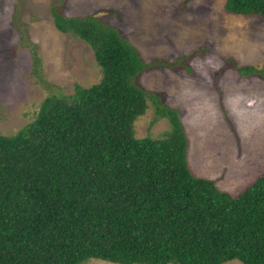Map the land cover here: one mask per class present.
<instances>
[{"label":"trees","instance_id":"1","mask_svg":"<svg viewBox=\"0 0 264 264\" xmlns=\"http://www.w3.org/2000/svg\"><path fill=\"white\" fill-rule=\"evenodd\" d=\"M222 9L264 18V0ZM50 15L90 47L101 76L45 97L29 122L0 134V264H264V172L234 195L194 176L178 110L134 83L168 64L144 63L96 16ZM147 100L169 124L159 138L134 136Z\"/></svg>","mask_w":264,"mask_h":264},{"label":"rangeland","instance_id":"2","mask_svg":"<svg viewBox=\"0 0 264 264\" xmlns=\"http://www.w3.org/2000/svg\"><path fill=\"white\" fill-rule=\"evenodd\" d=\"M223 1L0 0V134L29 122L45 97L69 96L75 86L99 81L90 47L58 32L50 12L93 15L117 30L144 63L168 64L143 70L134 83L178 110L191 173L237 194L264 172V18L230 15ZM240 66L259 72L241 74ZM168 129L147 100L134 136L159 138Z\"/></svg>","mask_w":264,"mask_h":264}]
</instances>
